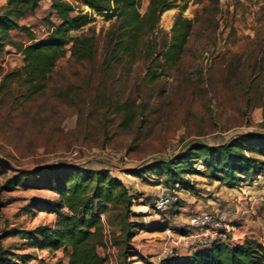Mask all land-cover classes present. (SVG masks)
Masks as SVG:
<instances>
[{
	"label": "rangeland",
	"instance_id": "obj_1",
	"mask_svg": "<svg viewBox=\"0 0 264 264\" xmlns=\"http://www.w3.org/2000/svg\"><path fill=\"white\" fill-rule=\"evenodd\" d=\"M67 1L74 6L71 15L90 14L87 26L72 31L89 39L88 56H72L67 45L43 91L21 105L12 101L20 94L12 82V95L0 99V158L23 171L60 164L108 168L135 198L126 216L121 205L102 215L111 245L98 246V252L106 264H159L167 233L138 232L128 244L140 257L125 255L126 220L143 221L138 214L149 213L161 190L179 184L178 201L152 219L165 220L176 237V229H184L187 217L199 210L197 202L226 204L232 190L243 188L213 178L200 159L173 177L155 164L183 153L192 143L215 146L243 135H264V0H190L183 16L192 19L193 26L180 59L170 66L149 57L144 46L133 61L110 59V55L105 64L106 33L114 18L96 14L78 0ZM147 4L148 0H139L141 13ZM177 12V8L164 11L149 35L154 39L153 55L168 41ZM19 22L42 40L49 32L48 22L58 24L59 19L51 13L48 0H39V6ZM10 36L29 43L20 30H11ZM18 53L10 45L5 47L0 80L22 65ZM11 108L17 118L3 123ZM74 150L76 158L71 157ZM245 154L264 160L259 154ZM142 168L148 169L133 172ZM55 198L50 189H27L22 184L1 190L0 250L30 255L20 264H30L37 256L42 258L40 264H57L64 251L38 249L27 236L15 234L51 226L55 214L36 209L35 204L52 203ZM259 210H264V204ZM182 248L177 245L175 255H184Z\"/></svg>",
	"mask_w": 264,
	"mask_h": 264
},
{
	"label": "trees",
	"instance_id": "obj_2",
	"mask_svg": "<svg viewBox=\"0 0 264 264\" xmlns=\"http://www.w3.org/2000/svg\"><path fill=\"white\" fill-rule=\"evenodd\" d=\"M78 1L96 14L114 18L106 33L105 64L109 58L118 61L128 58L133 61L135 54L144 46L149 57L160 58L169 66L174 65L181 57L193 26V20L183 16L190 0H148L143 13L139 11V0ZM48 2L51 13L59 19V23L48 22L49 32L42 40L36 39L30 28L19 22L39 6V0H6L0 8V55L10 45L23 57L19 68L2 75L0 99L12 95L11 84L14 81L20 94L19 97L11 98L19 105L41 93L57 59L64 55L65 47L69 44L72 56H88L89 39L85 35L71 37L70 33L87 26L91 21L90 14L78 12L71 15L74 6L67 0ZM172 8H177L178 12L173 20L169 39L164 42L160 51H153V55L150 50L153 48L151 43L154 44V39L149 35L154 34L157 29L162 13ZM11 30L25 33L29 43L13 40L10 36ZM12 113V108L7 110L3 123L17 118ZM5 134L6 131H3L2 136L7 138ZM245 151L264 156V135H243L215 146L192 143L183 153L160 160L155 167L159 165L173 177L183 170V166L193 165L200 159L213 178L233 186L253 179L264 171V160L246 155ZM3 155L9 157L5 153ZM146 169L148 168L133 172L142 174ZM1 177L4 178L0 182V191H9L22 184L27 189H50L56 195L52 203L41 200L38 203L40 206L35 204L36 209L55 214L51 226L39 225L33 230H17L15 234L27 236L38 249H61L67 258L65 264H106L105 256L98 252V246L104 244L106 237V221L102 215L121 205L126 216L135 198L108 168L91 169L74 164L46 165L30 171L16 172L11 176L0 168ZM124 226V254L130 253L129 256L136 258L140 255L135 251L131 252L128 243L138 232H163L170 228L165 220H151L146 223L126 220ZM176 231L185 232L180 228ZM29 259L30 255L27 254L14 255L0 250V264H20ZM57 264H63L62 260ZM159 264H264V241H216L204 247L192 248L182 256L163 258Z\"/></svg>",
	"mask_w": 264,
	"mask_h": 264
},
{
	"label": "built area",
	"instance_id": "obj_3",
	"mask_svg": "<svg viewBox=\"0 0 264 264\" xmlns=\"http://www.w3.org/2000/svg\"><path fill=\"white\" fill-rule=\"evenodd\" d=\"M6 0H0V7L5 4ZM78 155L77 151L71 152V157L76 158ZM115 155V154H114ZM179 184H175L172 188H164L157 195L153 201L150 211L144 216V222H149L153 219L154 215L160 212H164L171 204H174L179 199L178 193ZM260 201L264 204V195L260 198ZM229 210L219 211H206L198 210L196 213L191 214L185 223V232L171 233V229L168 228L163 232L167 233V238H164L162 242V250L158 260L161 261L163 258L171 257L175 255L176 246L181 244L188 248L204 247L212 242H224L231 243L233 241L231 234L232 226L231 217ZM148 218V219H146ZM173 235V236H172ZM110 240H104V244L107 246ZM170 245H173L170 247ZM41 256H37L33 259L30 264H40ZM36 260V261H35Z\"/></svg>",
	"mask_w": 264,
	"mask_h": 264
},
{
	"label": "crops",
	"instance_id": "obj_4",
	"mask_svg": "<svg viewBox=\"0 0 264 264\" xmlns=\"http://www.w3.org/2000/svg\"><path fill=\"white\" fill-rule=\"evenodd\" d=\"M18 55L20 54L18 53ZM240 184L243 185L241 192L232 190L230 202L227 201L226 204L209 202V205L197 202L196 207L199 210L215 212L229 210L231 212L230 217L232 223L230 235L232 236L233 242L243 243L245 239L250 238H258L256 240L264 241V210H259L260 207H263L260 198L264 195V171L255 178L241 182ZM53 220L54 216L51 221ZM249 234H253V236ZM182 247L185 252L191 249L188 247L185 249L183 245ZM61 260L65 264L67 258L63 255Z\"/></svg>",
	"mask_w": 264,
	"mask_h": 264
},
{
	"label": "water",
	"instance_id": "obj_5",
	"mask_svg": "<svg viewBox=\"0 0 264 264\" xmlns=\"http://www.w3.org/2000/svg\"><path fill=\"white\" fill-rule=\"evenodd\" d=\"M70 36L73 37L74 33H70ZM0 168L4 169V170H9L11 169L14 172H23V170L21 169H17L14 168L13 166H11L9 163L5 162L3 159L0 158Z\"/></svg>",
	"mask_w": 264,
	"mask_h": 264
}]
</instances>
